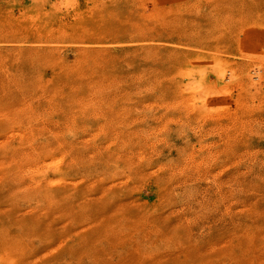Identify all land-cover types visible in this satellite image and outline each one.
Instances as JSON below:
<instances>
[{
    "label": "rangeland",
    "instance_id": "1",
    "mask_svg": "<svg viewBox=\"0 0 264 264\" xmlns=\"http://www.w3.org/2000/svg\"><path fill=\"white\" fill-rule=\"evenodd\" d=\"M0 264H264V0H0Z\"/></svg>",
    "mask_w": 264,
    "mask_h": 264
},
{
    "label": "bare ground",
    "instance_id": "2",
    "mask_svg": "<svg viewBox=\"0 0 264 264\" xmlns=\"http://www.w3.org/2000/svg\"><path fill=\"white\" fill-rule=\"evenodd\" d=\"M227 79H228V77H225V78L222 77V78H221V80H227ZM218 80H220V78H219ZM221 82H222V81H221ZM226 82H227V81H226ZM222 90H224V88H223Z\"/></svg>",
    "mask_w": 264,
    "mask_h": 264
}]
</instances>
